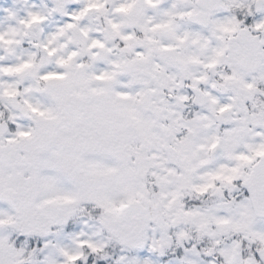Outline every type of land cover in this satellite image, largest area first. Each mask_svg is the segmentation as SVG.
Masks as SVG:
<instances>
[{
    "label": "snow or ice",
    "instance_id": "1",
    "mask_svg": "<svg viewBox=\"0 0 264 264\" xmlns=\"http://www.w3.org/2000/svg\"><path fill=\"white\" fill-rule=\"evenodd\" d=\"M0 264H264V0H0Z\"/></svg>",
    "mask_w": 264,
    "mask_h": 264
}]
</instances>
